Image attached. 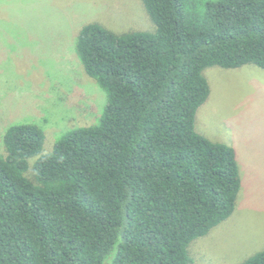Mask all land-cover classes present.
Returning a JSON list of instances; mask_svg holds the SVG:
<instances>
[{"label": "trees", "instance_id": "obj_1", "mask_svg": "<svg viewBox=\"0 0 264 264\" xmlns=\"http://www.w3.org/2000/svg\"><path fill=\"white\" fill-rule=\"evenodd\" d=\"M155 28L84 25L75 53L100 117L42 154L32 123L0 142V264H189L233 212V148L194 128L211 68L264 70V0H141ZM242 264H264V250Z\"/></svg>", "mask_w": 264, "mask_h": 264}, {"label": "rangeland", "instance_id": "obj_2", "mask_svg": "<svg viewBox=\"0 0 264 264\" xmlns=\"http://www.w3.org/2000/svg\"><path fill=\"white\" fill-rule=\"evenodd\" d=\"M89 23L116 34L155 28L141 0H0V142L10 125L32 123L50 154L64 133L97 122L106 96L74 51ZM204 76L195 131L234 149L241 185L232 214L189 244V264H242L264 250V70Z\"/></svg>", "mask_w": 264, "mask_h": 264}]
</instances>
